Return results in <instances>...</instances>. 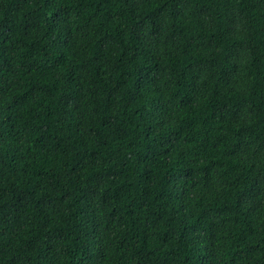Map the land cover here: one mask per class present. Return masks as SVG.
Listing matches in <instances>:
<instances>
[{
  "label": "trees",
  "instance_id": "16d2710c",
  "mask_svg": "<svg viewBox=\"0 0 264 264\" xmlns=\"http://www.w3.org/2000/svg\"><path fill=\"white\" fill-rule=\"evenodd\" d=\"M0 264H264V0H0Z\"/></svg>",
  "mask_w": 264,
  "mask_h": 264
}]
</instances>
